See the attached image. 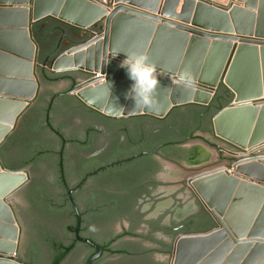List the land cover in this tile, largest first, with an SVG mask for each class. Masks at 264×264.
<instances>
[{
	"label": "water",
	"instance_id": "water-1",
	"mask_svg": "<svg viewBox=\"0 0 264 264\" xmlns=\"http://www.w3.org/2000/svg\"><path fill=\"white\" fill-rule=\"evenodd\" d=\"M48 17L89 31L84 37L75 32L81 42L42 60L33 27ZM8 36H13L12 46ZM134 51L146 54L157 69V103L151 109H136L133 81L122 66L126 53ZM261 67L264 75V0L227 5L207 0H0V148L37 99L38 72L45 68L85 74L70 93L113 118L164 119L178 107H211L224 86L233 99L212 119V131L236 148L232 164L200 172L187 182L215 226L179 235L169 264H264ZM185 70L192 73L195 90L178 83ZM29 181L26 170H8L0 160V264H29L20 258L23 231L11 203ZM76 211L77 240L96 249L87 261L93 264L102 247L79 236Z\"/></svg>",
	"mask_w": 264,
	"mask_h": 264
},
{
	"label": "flooded vegetation",
	"instance_id": "flooded-vegetation-1",
	"mask_svg": "<svg viewBox=\"0 0 264 264\" xmlns=\"http://www.w3.org/2000/svg\"><path fill=\"white\" fill-rule=\"evenodd\" d=\"M40 47L42 55L50 50L49 58L62 44L49 36ZM53 81L42 84L36 100L43 93L54 91L44 115L47 129L64 144L59 152L60 173L58 183L49 180L47 168L51 161L46 157L38 159L40 187L35 192L41 202L55 208L48 205L32 211L30 207L38 217L34 225L41 230L39 236L36 230L31 231L37 241L20 249L22 260L40 264L48 254L49 261L53 245L68 240L65 227L73 218L71 212L76 217L71 239L85 245L90 256L94 255V247L77 240L76 209L81 217L79 236L102 247L101 257L93 264H169L174 240L179 235L215 226L187 184L191 176L232 164L236 148L214 136L212 118L196 117L188 111L189 105L174 109L164 119L113 118L88 107L89 112H84L62 99L77 85L62 76ZM62 84L67 86L59 92L54 90ZM39 101L44 105V101ZM182 110H187L186 114H180ZM41 113L39 109L32 116L26 114L23 120L31 125L33 116ZM37 135L42 142H52L42 133ZM66 136L72 141L66 143ZM27 137L29 134L24 138ZM193 142L196 144L190 145ZM20 143L21 140L19 147ZM210 150L216 153L215 160L211 161ZM70 191L75 206L69 201ZM55 228L60 230L55 232Z\"/></svg>",
	"mask_w": 264,
	"mask_h": 264
},
{
	"label": "crops",
	"instance_id": "crops-1",
	"mask_svg": "<svg viewBox=\"0 0 264 264\" xmlns=\"http://www.w3.org/2000/svg\"><path fill=\"white\" fill-rule=\"evenodd\" d=\"M207 1L212 2L214 4H218V5H227L231 0H207ZM182 5H183V2L180 3L179 7L176 10L177 14L181 13ZM239 5L241 7H243L242 4H239ZM154 15L159 16L158 14H154ZM88 31H89L88 29L77 31L72 26L60 21L57 18H52V17L44 18L43 20H41L37 23H34V27H33L34 38L40 46H42L45 39H47L49 36H52L54 39H56L57 41H59L62 44V47H61L62 50L68 48L69 46H71L75 43H79L82 41L80 38H76L74 36L75 32L77 35L84 37L88 33ZM11 38H13V36H10V37L8 36V45L12 46L14 44V41H12L13 39H11ZM258 49H261V47H258ZM49 55H50V50H46V52H44V54L42 55V60H45L47 58V56H49ZM45 70L52 72L50 68H45ZM260 71H261L260 77H261V82H262L261 84H263L264 75H263L262 67H261ZM53 74H54V77H57V76L67 77L68 79L71 80L72 84L74 82L73 85L80 84V80H82V78L80 79V77L82 75H85L81 72H76V71H67V72H58V73L53 72ZM248 75L249 74L246 73V77H248ZM38 77H39V80H40V83L42 86V84H44L45 82H42L40 72H38ZM253 82H254V79L252 80L251 84ZM246 83L248 84L249 82L246 81ZM66 86H67L66 84L58 85V87L57 86H56V88L54 87L55 88L54 90L59 92L63 88H65ZM47 95H49V97H46ZM51 95H54V91H50L48 94L43 93V95H41L39 97L42 101H44V105L39 103L40 99L34 101V103L28 108V110L21 117L17 128L8 137L7 141L0 148V160L6 169L12 170V171L26 170L30 176L29 183H27L21 190H19L16 193V195L11 199V203H12L14 209L16 210L18 219L21 223L23 235H24V231L26 228H29L30 231L36 230L38 233L37 235L38 236L40 235V232H39L41 230L40 227H36L34 225V222L36 219H38V217L32 211L34 210V208H36V210H37L38 208H40L42 206L46 207V206L50 205L48 203L41 202L40 195H38L35 192V190H37V188L40 187L38 185V184H40L38 182L39 175H40L39 168L37 167L38 166L37 165L38 159H40L42 157L48 158L49 161H51L50 167L47 168V171L49 173V180L53 181L54 183H58L57 180L59 179V173H60L59 152L62 150V146H64V144L62 145L60 140L57 137H55L50 130L47 129L48 125H47V122L45 119L46 116L44 115L45 109H47V107L50 104L49 100L51 98ZM219 95H222V96H219ZM263 97H264V95H263ZM62 99L65 100L66 102L71 103L73 106L74 105L78 106L84 112H89L87 106L84 105L73 94L64 95L62 97ZM216 99L224 100V102L226 104L224 106V108H225L230 103L231 99H233V95L227 88L222 86L221 92H220V94L217 95ZM39 109L42 112L40 114L41 116L39 114L33 116L34 120L32 121V124L26 125L27 123L24 122L25 119L23 120L24 116H26V114L27 115L29 114L32 116V114L37 112V110H39ZM36 117H38V118L36 119ZM213 118H214V116H213ZM26 126H28V127L26 128ZM37 133L44 134L45 137H48V139L52 140L53 143L52 142L46 143V142L40 141L37 138V136H38ZM26 134H29V137L24 138L26 136ZM66 138H67L66 143H69L72 141L71 137L66 136ZM20 140H21V143L19 145L21 147H19L17 145L20 142ZM22 140H24V141L22 142ZM249 150H251V149L249 147H247L246 151H249ZM20 193L21 194L23 193L24 198H26V200H27L26 201L24 199L25 208L19 204L18 195ZM61 206L63 208H65V206H63V205H61ZM30 207H31L32 211L30 210ZM49 207L55 208L54 205H50ZM58 208H60V207H58ZM58 208H57V210H58ZM65 209H67L69 211L70 207H66ZM56 212H59V210ZM71 214H73L72 215L73 218L67 221V224H66L67 226L65 227L66 228L65 231L68 234V237H67L68 240L65 241L64 243H58V244L56 243L55 245H53V247H52L53 249H54V246H56V245L68 246V245L76 242V240L71 239V237H73L72 235L74 234L75 224H76L75 213L71 212ZM71 220H73V221H71ZM26 222H27V225L24 226L23 223L26 224ZM54 231L57 232L55 229H54ZM83 246L86 247L85 245L79 244L78 250H76V252L72 253L68 257L66 262H64L63 264H87L86 260H87L88 256H90V252L87 249L84 250ZM52 252H53V250H52ZM57 254H59V253H55V256ZM53 259H54V252H53L51 259L49 261L44 260V262H45V264H52Z\"/></svg>",
	"mask_w": 264,
	"mask_h": 264
},
{
	"label": "clouds",
	"instance_id": "clouds-1",
	"mask_svg": "<svg viewBox=\"0 0 264 264\" xmlns=\"http://www.w3.org/2000/svg\"><path fill=\"white\" fill-rule=\"evenodd\" d=\"M127 58L123 61L129 78L133 81L131 96L135 101V107L151 109L156 103V93L159 87L157 69L155 64L149 61V57L141 52L126 53ZM178 83L188 90H195L196 82L192 73L185 70L179 75Z\"/></svg>",
	"mask_w": 264,
	"mask_h": 264
},
{
	"label": "trees",
	"instance_id": "trees-1",
	"mask_svg": "<svg viewBox=\"0 0 264 264\" xmlns=\"http://www.w3.org/2000/svg\"><path fill=\"white\" fill-rule=\"evenodd\" d=\"M39 72H40L42 82H45L47 84H52L54 82L53 81V78H54L53 72H49L45 69L39 70ZM225 105L226 104H225L224 100H216L213 103L212 108H210V109L207 107L199 106V105H189L187 107V109L189 112H191L196 117L204 115L210 119V118H213V116H215L220 110H222V108H224ZM78 245L79 244L77 241L68 245V246L56 245L53 249L54 259L52 261V264H63L64 262H66L68 257L72 253L76 252V250H78ZM83 249L88 250L87 247H84ZM55 253H59V254H57L55 256ZM90 257L91 256H88L86 263ZM98 262L99 261H97L95 264H97ZM41 263H44V260ZM37 264H39V263H37Z\"/></svg>",
	"mask_w": 264,
	"mask_h": 264
},
{
	"label": "rangeland",
	"instance_id": "rangeland-1",
	"mask_svg": "<svg viewBox=\"0 0 264 264\" xmlns=\"http://www.w3.org/2000/svg\"><path fill=\"white\" fill-rule=\"evenodd\" d=\"M186 112H187V110H182L181 112H180V114H186ZM208 137V136H207ZM192 144H196V142L194 143H191L190 145H192ZM211 151V150H210ZM211 153V156H210V159H211V161L212 160H215V157H216V153L214 152V151H211L210 152ZM18 199H19V204L22 206V207H24L25 208V201H24V194L22 193H20L19 195H18ZM36 222H38L37 220H36ZM23 225L24 226H26L27 225V222H26V224L25 223H23ZM37 227V226H36ZM118 226H116V228H117ZM55 230L56 231H58V230H60V229H57V228H55ZM96 236H98L97 234H95ZM37 241V239H35L34 238V236H32V234H31V231H30V229L29 228H26L25 229V231H24V235H23V237H22V242H21V249L22 250H25L33 241ZM49 257V255L47 254L46 255V259H44V260H48L47 258ZM74 263V262H73ZM41 264H45V262L44 263H41Z\"/></svg>",
	"mask_w": 264,
	"mask_h": 264
},
{
	"label": "built area",
	"instance_id": "built-area-1",
	"mask_svg": "<svg viewBox=\"0 0 264 264\" xmlns=\"http://www.w3.org/2000/svg\"><path fill=\"white\" fill-rule=\"evenodd\" d=\"M251 150H249V151H246V152H250ZM238 158V157H237Z\"/></svg>",
	"mask_w": 264,
	"mask_h": 264
}]
</instances>
